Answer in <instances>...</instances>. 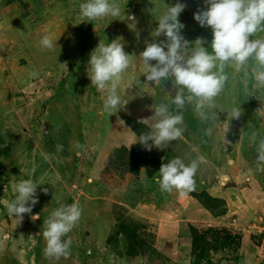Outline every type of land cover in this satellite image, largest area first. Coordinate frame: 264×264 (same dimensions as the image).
<instances>
[{
    "label": "rangeland",
    "instance_id": "obj_1",
    "mask_svg": "<svg viewBox=\"0 0 264 264\" xmlns=\"http://www.w3.org/2000/svg\"><path fill=\"white\" fill-rule=\"evenodd\" d=\"M82 2L0 0V264H264V172L249 142L252 132L264 138V86L226 68L210 110L215 119L202 123L186 105L182 137L163 149L137 144L123 119L151 118L154 104L167 103L168 91L174 96L172 81H146L140 58L148 43L167 39L155 35L166 6L186 4L181 34L194 42L193 21L211 51L212 29L194 19L207 10L205 0H120L121 15L99 21L80 16ZM44 36L53 49L40 44ZM116 39L134 58L118 89L125 103L109 117L88 67L100 42ZM234 106L239 119L231 117ZM171 156L186 164L204 157L194 190L183 196L161 192L155 180ZM23 179L38 184V203L18 223L6 205ZM73 203L83 211L64 237L73 242L70 255L48 259L44 220ZM197 249L208 253L201 263Z\"/></svg>",
    "mask_w": 264,
    "mask_h": 264
},
{
    "label": "clouds",
    "instance_id": "obj_2",
    "mask_svg": "<svg viewBox=\"0 0 264 264\" xmlns=\"http://www.w3.org/2000/svg\"><path fill=\"white\" fill-rule=\"evenodd\" d=\"M205 4L207 10L195 13L194 19L201 27L212 29L211 51L204 47L206 41L203 38L190 42L181 34L185 25L180 22L179 16L186 4L177 2L174 6H166L167 11L159 17L155 30L156 37L164 35L167 39L148 43L140 54L146 81L157 85L172 81L174 91V96L168 91L167 103L153 105L154 115L151 118L139 121L150 128L139 135L137 143L148 151L153 147L166 148L170 142L182 137L186 105L194 107L202 123L215 119L210 110L215 108L216 98L223 92L229 78L226 68L244 71L246 78L264 86V37L257 38L259 33H264V0H205ZM121 12L120 0H84L79 5V14L86 21L117 17ZM40 44L47 49L56 46L49 36H44ZM133 58L134 55L125 52L121 39L106 44L100 42L90 54L88 75L91 87L106 94L103 113L109 117L125 103L118 89ZM153 61L156 63L153 64ZM172 106L176 111H172ZM241 115L240 107L231 109L232 119H239ZM150 120L155 123L148 125ZM212 134L213 128L208 127L205 135L210 137ZM258 135L252 132L249 142L256 145L257 171L264 172V138L258 139ZM203 162V156L188 164L175 157L162 164L155 178L161 192L172 193L175 190L183 196L194 190L195 176ZM38 187L32 179L16 182L12 186L15 198L6 205L8 216L16 217L15 220L20 223L25 214H31L38 203ZM42 190L45 193L48 191L46 188ZM82 211L77 203L61 204L44 220L42 235L46 242V258L58 260L70 255L73 242L71 238L64 237L78 225ZM32 219H39V216L33 215Z\"/></svg>",
    "mask_w": 264,
    "mask_h": 264
},
{
    "label": "trees",
    "instance_id": "obj_3",
    "mask_svg": "<svg viewBox=\"0 0 264 264\" xmlns=\"http://www.w3.org/2000/svg\"><path fill=\"white\" fill-rule=\"evenodd\" d=\"M179 20H180V22L183 24V25H185L187 22H184L185 21V19H183V18H179ZM189 23H190V32H191V30L193 31V33H194V37H195V39H194V41L197 39V37H198V33H199V31H198V29H197V31H196V29H195V27H194V22L193 21H189ZM123 119L125 120V122L130 126V128H132V130H133V132L139 137V135H141L142 133H144V132H146L145 130L147 129L146 128V126L144 125V124H142V123H140V122H138V121H135L134 119H131L128 115H126V114H123ZM123 151H127V149L126 148H123L122 149ZM125 151V152H126ZM176 156H171V157H169L166 161H165V163H168L172 158H175ZM140 158L139 159H133L132 160V168H134L135 170L138 168V166H139V164H140ZM133 169V170H134ZM138 170V169H137ZM196 197V196H195ZM198 251V252H197ZM197 253L195 252V256L198 258V263H201V262H203V258H205L206 256H207V252L205 251V250H203V252L202 251H200V249H197ZM207 264H212L210 261H207Z\"/></svg>",
    "mask_w": 264,
    "mask_h": 264
}]
</instances>
